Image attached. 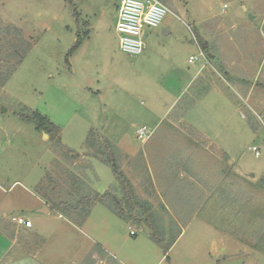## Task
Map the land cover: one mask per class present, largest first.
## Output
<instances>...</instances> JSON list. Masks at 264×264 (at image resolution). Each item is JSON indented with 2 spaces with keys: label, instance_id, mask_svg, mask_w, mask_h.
<instances>
[{
  "label": "rangeland",
  "instance_id": "1",
  "mask_svg": "<svg viewBox=\"0 0 264 264\" xmlns=\"http://www.w3.org/2000/svg\"><path fill=\"white\" fill-rule=\"evenodd\" d=\"M120 1L0 0V182L17 181L11 197L38 180L44 191L57 185L51 194L60 190V199L67 172L99 193L117 186L92 157L105 141L84 146L94 130L120 146L101 155L113 152L133 195L150 207L127 222L96 204L89 223L99 225L83 229L94 236H83L87 245L99 238L132 264H264V104L253 103L264 92V0H158L172 33L145 28L139 55L119 49ZM196 36L215 56L203 52L208 73L174 101L203 62ZM221 54L237 63L233 75ZM222 78L227 94L205 91L194 104ZM24 107L55 123L59 138L21 119ZM140 126L151 132L145 141ZM144 217L149 224L135 223Z\"/></svg>",
  "mask_w": 264,
  "mask_h": 264
},
{
  "label": "crops",
  "instance_id": "2",
  "mask_svg": "<svg viewBox=\"0 0 264 264\" xmlns=\"http://www.w3.org/2000/svg\"><path fill=\"white\" fill-rule=\"evenodd\" d=\"M159 27L163 35H171V26L160 24ZM196 45L199 49L197 43ZM172 52L171 49L168 50L169 57L167 60H170L175 64V53L173 50ZM206 54L209 57V61H213L212 58L215 55H213L210 50H208ZM189 56L186 59V62L187 64H193V62H188ZM221 56L222 64L227 67L225 73L228 74L229 71L230 74L233 75L231 69L236 68L235 66H237V63L235 61L230 62L225 54H221ZM209 61H207L206 57H203V62L200 64L199 68H197L196 72L193 75H190L184 88H182L183 90L179 92L174 101H176L183 92L185 94L189 93L190 87L196 82V80L202 75L208 73V67L206 64L210 65ZM239 67L246 66L241 63ZM232 78L235 77L233 76ZM235 79L237 81L236 84L240 86L242 79L239 77ZM210 84L211 86H208V88L205 87L206 90L199 92L196 95L194 98V104H197L199 100L205 97V91L216 92V94H227L225 86H227L228 81L226 79L222 78V82L218 79H212ZM246 92L245 89V93ZM258 95L259 96H256L257 98L255 97L253 99V103L255 105H263L264 92H259ZM172 105L173 104H171L170 107ZM168 109L169 108H167V110ZM162 117L158 120L159 122L162 121ZM35 130L38 129L35 128ZM42 132L44 133V131ZM117 147L120 146L117 145ZM147 162L148 161L145 158L147 169L152 173L154 168H152L151 165L149 166V162ZM38 182L39 180L32 184L29 190L23 187L22 191H20V196L18 197H11V192L17 181L12 182L8 186H5L4 182H0V264H132V262H128V260H122L119 258V248H110L106 242L99 238H97L99 240H97L98 242L94 240L96 237L91 238V240L95 242L94 245H87L83 236L88 235L86 237L89 239L94 236H91L88 233L86 234L83 229H86L87 226L97 228L99 225L96 223H89L92 211L81 225H76L68 218L53 211L35 192V187ZM96 206L97 205H95L93 209ZM15 214L24 215L29 219L31 221V227L18 226L12 223L9 217ZM34 217L39 219L38 225H36ZM103 220L104 218H100L102 223ZM50 224L53 228L49 227ZM180 234L181 232L176 236L174 242L178 239ZM38 239H40L42 245L37 246V244H35V241ZM52 239H54V241ZM51 240L52 242H49Z\"/></svg>",
  "mask_w": 264,
  "mask_h": 264
},
{
  "label": "trees",
  "instance_id": "3",
  "mask_svg": "<svg viewBox=\"0 0 264 264\" xmlns=\"http://www.w3.org/2000/svg\"><path fill=\"white\" fill-rule=\"evenodd\" d=\"M196 41L199 48L203 52L205 51V53H207L208 44L205 41H202L200 37H197ZM204 90L206 89H203V91ZM19 116L21 119L33 123L36 129L44 131L51 137L58 136L59 138V127L38 111L24 107V111L19 113ZM98 138L105 141L103 143L104 151L102 153L106 154L108 149L114 152L117 148V145L112 140L102 135L99 136L97 131L94 130H90L84 146L91 149L94 146L92 143ZM112 151L109 154L110 157H108V155L103 157L101 152H95L92 157L100 160L111 168L117 183L120 182L124 185L122 188L120 187V183H118L117 186H111L103 193H99L90 187L89 182L84 181L74 173L67 172L68 177L66 179L65 186H63L62 189L60 188L65 195L64 198H59L62 193L58 189L56 195L57 197L53 198L51 193L54 194L55 188H57L56 183H54L56 187L47 185L45 187V191L42 185H37L35 187V192L45 201L46 204L50 206L53 211L69 218V220L76 225H81L87 219L92 207L96 204L104 205L112 210V212H114L118 217L127 222L132 218L131 216L134 212L137 215L142 214L146 216L145 214L148 213L147 210L150 207V203L147 200H137L135 195H133L132 188L128 180L124 177L122 172H120L117 164L114 162ZM68 152L71 154L75 151L68 148ZM117 190L120 192L119 195L116 193ZM128 190H130V192ZM121 198H124V200ZM139 221L149 224V219L147 217L138 219L135 223H140ZM150 232L152 233V229ZM175 239L176 237L173 238L170 245Z\"/></svg>",
  "mask_w": 264,
  "mask_h": 264
},
{
  "label": "built area",
  "instance_id": "4",
  "mask_svg": "<svg viewBox=\"0 0 264 264\" xmlns=\"http://www.w3.org/2000/svg\"><path fill=\"white\" fill-rule=\"evenodd\" d=\"M227 5H223L225 8ZM170 11L158 0H121L118 6L117 21L115 30L118 33L119 49L129 55H139L145 48L146 43L142 38V31L145 28L159 27L166 13ZM201 56L204 53L199 49ZM197 57L190 55L188 62H193ZM151 136L146 126L136 129V137L145 141ZM255 155L260 154L257 147L253 146ZM1 151V146H0ZM10 221L18 226L31 227V221L24 215L15 214L9 217ZM130 234H135L130 230Z\"/></svg>",
  "mask_w": 264,
  "mask_h": 264
},
{
  "label": "water",
  "instance_id": "5",
  "mask_svg": "<svg viewBox=\"0 0 264 264\" xmlns=\"http://www.w3.org/2000/svg\"><path fill=\"white\" fill-rule=\"evenodd\" d=\"M147 231H148V229H147Z\"/></svg>",
  "mask_w": 264,
  "mask_h": 264
}]
</instances>
